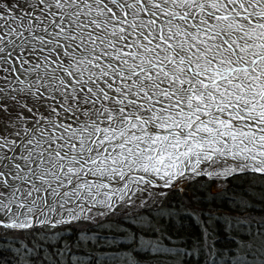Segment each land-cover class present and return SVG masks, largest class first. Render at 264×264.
I'll return each mask as SVG.
<instances>
[{"label": "snow or ice", "instance_id": "snow-or-ice-1", "mask_svg": "<svg viewBox=\"0 0 264 264\" xmlns=\"http://www.w3.org/2000/svg\"><path fill=\"white\" fill-rule=\"evenodd\" d=\"M0 264H264V0H0Z\"/></svg>", "mask_w": 264, "mask_h": 264}]
</instances>
